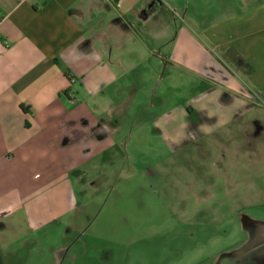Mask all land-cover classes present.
<instances>
[{"label": "crops", "instance_id": "crops-1", "mask_svg": "<svg viewBox=\"0 0 264 264\" xmlns=\"http://www.w3.org/2000/svg\"><path fill=\"white\" fill-rule=\"evenodd\" d=\"M182 7L177 18L165 0H0V245L21 228L59 235L78 211L85 166L96 182L122 144L149 137L133 110L137 82L172 67L222 95L224 113L184 131L173 123L189 122V109L158 114L151 136L189 154L158 164L151 181L174 202L220 195L224 223L240 218L242 258L264 264V224L244 210L264 199V4L227 9L199 31L210 19Z\"/></svg>", "mask_w": 264, "mask_h": 264}, {"label": "rangeland", "instance_id": "rangeland-1", "mask_svg": "<svg viewBox=\"0 0 264 264\" xmlns=\"http://www.w3.org/2000/svg\"><path fill=\"white\" fill-rule=\"evenodd\" d=\"M165 3L171 11L176 10L175 19L181 17L182 6H187L191 15L210 19L209 22L199 21L196 25L199 31L222 17L227 9L239 12L264 4V0H165ZM189 14L187 20L192 17ZM191 79L182 70L167 67L150 71L137 82L139 89L133 110L146 119L143 130L149 137L138 140L133 137L131 150L128 140L127 148L122 144L116 164L103 170L96 182L94 171L86 165L85 186L77 193L78 211L64 220L66 225L60 228L59 235L28 234L22 228L19 234L10 232L6 235V244L0 245V264H250L241 255L245 235L238 230L240 218H230L224 223L221 216L224 201H220V195L213 201H202L208 193L201 191L196 203L174 202L167 197L163 199V190L151 181V171L157 169L158 164H163L159 165L163 168L167 164H184L189 154L188 151L168 152L151 136L157 125L153 119L158 114L172 105H178L179 112L189 109L192 113L189 122L173 123L184 131L189 128L188 124L199 123L203 114L224 113L222 95L211 98L207 83L193 79V75ZM199 99H202L201 105L197 104ZM161 102L164 104L160 105ZM260 108L264 113V105ZM245 125V130H253L251 124ZM127 126L130 130V125ZM259 138L264 141L263 131ZM247 140L248 144H253L252 138ZM128 158L132 168L126 167ZM171 169L163 170L164 177L172 175ZM193 172L198 175L197 167ZM180 186L178 191L184 188ZM244 207L250 216L264 224V199L255 207ZM210 211H214L212 216ZM245 226L253 225L246 222ZM258 251H264V243Z\"/></svg>", "mask_w": 264, "mask_h": 264}, {"label": "clouds", "instance_id": "clouds-1", "mask_svg": "<svg viewBox=\"0 0 264 264\" xmlns=\"http://www.w3.org/2000/svg\"><path fill=\"white\" fill-rule=\"evenodd\" d=\"M224 123H227V121H221V124H224ZM206 131L211 132V131H213V129L208 128V129H206Z\"/></svg>", "mask_w": 264, "mask_h": 264}]
</instances>
